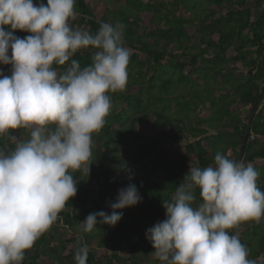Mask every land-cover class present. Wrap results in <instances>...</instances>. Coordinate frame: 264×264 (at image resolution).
<instances>
[{"label":"trees","instance_id":"obj_1","mask_svg":"<svg viewBox=\"0 0 264 264\" xmlns=\"http://www.w3.org/2000/svg\"><path fill=\"white\" fill-rule=\"evenodd\" d=\"M41 2L47 0H34ZM192 2L76 0L72 27L95 34L102 23L125 26L128 82L124 91L110 94V114L92 136L89 174L70 173L76 196L22 264H77L81 246L88 248L86 264H161L146 231L166 218L162 201L171 200L189 165H213L217 152L251 163L264 191V112H256L264 95V0H253L261 10L256 18L247 0ZM92 52L81 50L73 59L87 66ZM238 64L247 68L245 75ZM0 71L11 75V65L0 64ZM28 138L26 129L0 136V150L10 153ZM129 183L142 201L122 210L115 227L98 221L97 228L83 232L81 222L95 211L111 214L109 204ZM195 194L199 203L198 189ZM233 233L247 247L248 259L264 264V218ZM124 247L127 257L118 253Z\"/></svg>","mask_w":264,"mask_h":264},{"label":"clouds","instance_id":"obj_2","mask_svg":"<svg viewBox=\"0 0 264 264\" xmlns=\"http://www.w3.org/2000/svg\"><path fill=\"white\" fill-rule=\"evenodd\" d=\"M75 5L0 0V64L11 65V75L0 71V136L29 132L10 153L0 150V264H22L76 196L70 173L89 174L92 136L110 114V94L127 86L125 26L102 23L95 34L74 28ZM17 31L30 35L20 38ZM86 49L93 50L91 63L81 67L73 56ZM259 176L251 163L221 152L213 165H189L171 200L162 201L166 218L146 231L153 256L161 264H255L238 233L230 232L264 218ZM141 201L129 183L109 204L111 214L90 213L81 230L91 232L98 221L115 227L122 210ZM87 256L86 246L76 249L77 264H86Z\"/></svg>","mask_w":264,"mask_h":264},{"label":"crops","instance_id":"obj_3","mask_svg":"<svg viewBox=\"0 0 264 264\" xmlns=\"http://www.w3.org/2000/svg\"><path fill=\"white\" fill-rule=\"evenodd\" d=\"M247 7H249V8H252L253 10H256L255 12H254V14H255V17L254 18H256L258 15H259V12L261 11V10H258L257 11V9H255L254 7H253V0H247ZM238 67H239V69L241 70V71H243V75H245L246 74V71H247V68H244L243 67V65L242 64H238L237 65ZM263 85L264 84H262L261 86H260V89L263 87ZM257 101V100H256ZM244 112V111H243ZM202 117L204 118V117H206V114L203 112L202 113ZM228 157H230V156H228ZM241 161H243V159L241 160ZM244 162V161H243ZM245 163V162H244Z\"/></svg>","mask_w":264,"mask_h":264},{"label":"rangeland","instance_id":"obj_4","mask_svg":"<svg viewBox=\"0 0 264 264\" xmlns=\"http://www.w3.org/2000/svg\"><path fill=\"white\" fill-rule=\"evenodd\" d=\"M105 1V0H104ZM191 3H190V5L192 4L193 5V2L192 1H195V0H189ZM113 15V14H112ZM139 219V218H138ZM143 219H142V216H140V221H142ZM233 234H235V233H233ZM100 252V251H99ZM119 253V255H121V256H126L127 257V255H129L130 254V251H129V249H126L125 247L121 250V251H119L118 252ZM139 254H143L144 255V253H139ZM139 264H154L152 261H150L149 263H147V262H141V263H139Z\"/></svg>","mask_w":264,"mask_h":264},{"label":"built area","instance_id":"obj_5","mask_svg":"<svg viewBox=\"0 0 264 264\" xmlns=\"http://www.w3.org/2000/svg\"><path fill=\"white\" fill-rule=\"evenodd\" d=\"M256 112H264V95L262 98L258 101Z\"/></svg>","mask_w":264,"mask_h":264},{"label":"water","instance_id":"obj_6","mask_svg":"<svg viewBox=\"0 0 264 264\" xmlns=\"http://www.w3.org/2000/svg\"><path fill=\"white\" fill-rule=\"evenodd\" d=\"M257 102V101H256Z\"/></svg>","mask_w":264,"mask_h":264}]
</instances>
